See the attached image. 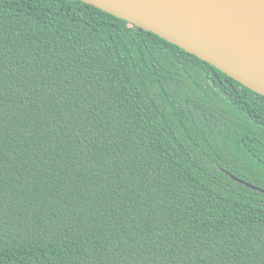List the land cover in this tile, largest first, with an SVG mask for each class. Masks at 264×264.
Instances as JSON below:
<instances>
[{
    "label": "trees",
    "instance_id": "16d2710c",
    "mask_svg": "<svg viewBox=\"0 0 264 264\" xmlns=\"http://www.w3.org/2000/svg\"><path fill=\"white\" fill-rule=\"evenodd\" d=\"M264 95L83 0H0V264H264Z\"/></svg>",
    "mask_w": 264,
    "mask_h": 264
},
{
    "label": "water",
    "instance_id": "95a60500",
    "mask_svg": "<svg viewBox=\"0 0 264 264\" xmlns=\"http://www.w3.org/2000/svg\"><path fill=\"white\" fill-rule=\"evenodd\" d=\"M83 1L160 35L264 95V0Z\"/></svg>",
    "mask_w": 264,
    "mask_h": 264
}]
</instances>
